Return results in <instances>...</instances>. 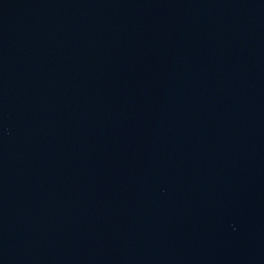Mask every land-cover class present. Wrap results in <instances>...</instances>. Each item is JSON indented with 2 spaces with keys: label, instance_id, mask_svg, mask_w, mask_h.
<instances>
[{
  "label": "water",
  "instance_id": "1",
  "mask_svg": "<svg viewBox=\"0 0 264 264\" xmlns=\"http://www.w3.org/2000/svg\"><path fill=\"white\" fill-rule=\"evenodd\" d=\"M0 264H264V0H0Z\"/></svg>",
  "mask_w": 264,
  "mask_h": 264
}]
</instances>
